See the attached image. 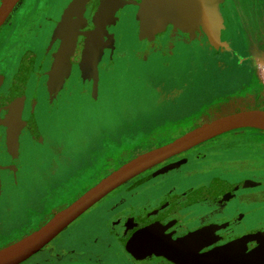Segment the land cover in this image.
<instances>
[{"label": "flooded vegetation", "instance_id": "flooded-vegetation-1", "mask_svg": "<svg viewBox=\"0 0 264 264\" xmlns=\"http://www.w3.org/2000/svg\"><path fill=\"white\" fill-rule=\"evenodd\" d=\"M102 1L88 0L82 8L77 9L71 15L68 12L71 4L65 3L63 7L66 9L65 19L69 27L75 22L77 36L71 63L64 68L62 76L56 81L53 82L51 76L53 64L66 33H63L61 39L54 41L52 48H48L42 53L39 52V48L35 50L34 45V42L39 44L41 41L42 34L45 32L42 28L46 25L48 28L53 19L50 17L49 11L44 15L43 23H37L32 32H29L28 28L25 30L23 28L24 31L20 30L17 33L18 40H24L23 48L21 47L22 49L19 48L16 51L18 62L23 52L30 54L34 52V56L33 54L31 56L30 54L24 55L21 64L23 72L18 74L19 77H16L18 62H14L16 72H11L6 68V64L4 65L7 61H11L15 54L12 55L14 51L7 56L0 57V78H2L0 80L1 194L4 187L12 185L1 184L2 182H11L17 179L21 136L24 133H31L36 139L41 138L33 118L36 101L30 96L24 100V87L26 88V85L14 87L12 80H19L22 84L28 80L25 72L31 64V58L30 71L34 68H41L45 71V88H51L53 91L56 90L54 86L58 85L57 82L61 79V81L64 80L66 69L78 68L83 72L80 68V62L81 60L83 64L85 62L89 35L95 31L99 22L98 14ZM126 1L117 0L110 12L101 37L103 51L91 69L93 71H96V67L97 70L100 69L102 61L108 62L113 58L114 48L109 38L112 29L111 23L118 16V7L116 8V6H120ZM140 2L141 0H139ZM67 5L69 6L67 7ZM225 7L230 9L229 4H221L222 15ZM23 10L17 17L19 23L26 20L23 18L26 13ZM61 16L55 18L56 23L59 22ZM239 24L241 22L235 21L236 34L242 39L241 46L246 55L245 60L248 68L246 76L237 87L216 96L215 93L204 94L206 98L202 97L203 91L199 90L194 96L186 98L181 103L182 109L178 105L162 107L154 111L153 116L145 119L147 121L143 124L144 126L133 128L139 134L129 133V136L134 137L125 145V148L119 149L110 135L103 134V139L101 137V139L96 140L99 142L97 144L99 149L96 150L99 158L94 159V162L90 160V163H86V161L76 163L72 161L69 153H62L63 151H60L62 146L58 145L52 151L56 157L52 159L51 167L39 172V184L47 185L43 191H40L45 196L48 195L45 197L47 203L43 206L31 203V208L26 209L24 214V226L29 221L40 222L45 219L58 210L60 206L70 203L74 197L137 155L169 143L219 115L242 107H250L254 99L257 100V103L264 105V86L259 81L261 75L257 51L251 47V37L242 36ZM3 27L1 26L0 31L4 29ZM139 27L140 23L136 21L137 32H139ZM173 27L170 24L165 31L155 34L154 41L151 40V36L145 38L137 36L140 44L138 48L143 49L141 53L149 51L170 52V44H167L170 37L168 31ZM177 32L178 36L190 35L180 29ZM10 36L11 33H8L7 37ZM7 37L0 40V46ZM27 39L31 40L27 41ZM29 43L33 44L34 48ZM198 44L200 46L205 44L210 50L212 48L204 36H201ZM219 51L221 50L219 49L215 53H219ZM12 76L14 78H11ZM259 86H263V89ZM251 88L253 99L251 98ZM195 95L196 100L199 98L196 103L199 105L190 111L189 107L192 105ZM49 97L51 100L55 98V95L52 96L49 93ZM23 101L24 104L25 101L27 104L23 105ZM239 133L235 131L226 132L202 142L147 170L112 191L82 216L88 215L90 210L95 209L104 201L112 204L119 201L125 202L132 195L134 198L136 197V201L118 208L115 207L114 212L102 219L101 226L106 231L107 236L100 240L95 238L94 242H101L105 249L111 250L118 264H264V151L261 149L257 151L259 146L264 148V140L256 143H254L255 141L235 143ZM139 135L141 136L138 137ZM243 146L248 149L244 148L242 156H226L231 150H238ZM118 151L119 153H116ZM211 152L215 153L214 157H208ZM112 155L115 157L110 158ZM180 159L186 160L183 164L190 162V159L203 160L205 166L193 172L195 176H200V179L188 180L187 178L192 173L181 170L183 164L154 177H149L158 169ZM235 164H240L241 168L237 169L239 167H236ZM61 165L62 167H60ZM60 169L62 173H60ZM167 176L168 178H166ZM8 178L11 180L9 181ZM259 210H261L259 212L261 216L251 221V213L256 214ZM7 212H10L8 207ZM10 213L14 218L15 214ZM11 219L7 228L3 225V217L0 216V231H6L7 234L4 235H9V237L13 235L14 237V232L20 229V223L12 227L14 221L11 222ZM32 228L34 227H23L19 230L20 235L16 236L26 235L30 233ZM213 254L215 255L213 256ZM69 255L73 256L74 254ZM90 256L91 262L107 264L99 253Z\"/></svg>", "mask_w": 264, "mask_h": 264}, {"label": "rangeland", "instance_id": "rangeland-1", "mask_svg": "<svg viewBox=\"0 0 264 264\" xmlns=\"http://www.w3.org/2000/svg\"><path fill=\"white\" fill-rule=\"evenodd\" d=\"M73 1L48 0L46 3V0H21L2 25L4 29L0 31V40L11 33V36L7 37L0 46V57L7 56L13 51L12 55L15 53L11 61L4 63L7 69L16 72L14 63L18 62L16 51L23 46L24 42L23 39L18 40V31L28 28V31L32 32L37 23H43L44 15L49 11L50 17L53 19L48 28H46L47 25L42 28L45 32L42 34L41 41L39 44L34 42V45L35 50L39 48L41 53L52 48L54 41L61 39L69 27L65 19L66 9L63 7L65 3L68 2L70 5ZM1 2L2 0H0V4ZM138 3L139 0H127L124 4L116 6V8L118 7V16L111 23L112 29L109 37L114 48L113 58L108 62L102 61L99 70L96 67V71L86 69L84 71L81 60L80 68L83 72L78 68L66 69L64 80L58 81V85L54 86L56 90L53 91L51 88H45V71L41 68H34L30 71L31 58V64L25 72L28 80L23 84L19 80H12L14 87L26 85L25 91L23 90L24 100L30 96L36 101L33 118L41 138L36 139L31 133H24L21 136L17 179L1 183L12 184L4 187L3 193H0V213H2L0 216L3 217V225L7 228L12 217L11 222L14 221L12 227L19 223L20 229L34 227L31 229V233L83 193L74 197L70 203L60 206L58 210L40 222L33 220L26 222L27 225L24 226V214L26 209L31 208L30 204L35 203L43 206L47 203L45 197L48 195L45 196L40 192L47 185L39 184V172L51 167L52 159L56 157L52 151L58 145L62 146V150L60 149L61 152L63 151L62 153H69L72 161L78 163L81 162L79 161L81 156L90 154L93 140L101 139L103 134L111 136L125 130L128 131L129 124L134 118L147 119L150 114L162 107L179 105L182 109L181 103L186 98L194 96L199 90L203 91L202 97L206 98L204 94L215 93L216 96L237 87L246 76L248 66L245 60L246 55L241 46L242 39L236 34L235 21L241 22L239 28L242 36L251 37V47L257 51L261 75L259 81L264 86V0H222L221 4H229L230 9L227 7L223 9L225 23L221 30L220 42L217 45L209 40L201 27L195 29L194 32L192 29L188 31L180 29L182 32L190 34L189 36H178L179 28L173 27L168 31L170 37L167 44H170V52L149 51L143 54L141 53L143 49L138 48L140 44L137 36L139 38L149 36L145 35V31L143 34L141 27H139V32L136 31V21L140 23ZM22 10L26 12L23 17L26 20L19 23L17 17ZM59 16L61 19L56 23L55 18ZM23 28L24 30H22ZM201 36L207 38V42L214 50L212 48L210 50L205 44L201 46L198 44ZM151 37L152 41L156 38L155 36ZM30 40L27 39V41ZM15 43H17L16 46ZM30 45L33 47V44ZM219 49L221 51L215 53ZM25 54L30 53L23 52L20 55L16 77H19L18 74L23 72L21 64ZM31 54L34 56V52ZM263 86H259V88L263 89ZM49 93L52 96L55 95V98L50 100ZM252 94L251 88V98L253 99ZM197 101L199 98L196 100L195 95L193 103L189 107L190 111L198 107ZM25 104H27L26 101ZM25 104L23 101V105ZM250 109H264V105L257 103V100L254 99L250 107H242L224 115ZM224 115H219L216 118ZM234 131L240 132L237 134L238 139L235 140V143L251 141L256 143L264 140V130L260 128L244 127L228 132ZM259 147L257 151L260 149L264 151V148ZM244 148L248 149L245 146L238 150L235 148L236 150H231L226 156L240 157L244 154ZM214 155L215 153L211 152L208 157H214ZM185 161V159H180L172 163H176L175 167H178ZM204 166L203 160L190 159V162L183 164L181 170H185L186 173L191 172V176L187 179L194 181L200 179V176H195L193 172ZM235 166L239 167L237 169L241 168L240 164H235ZM61 169L60 173H62ZM155 172L149 177L158 175H155ZM8 180L11 179L8 178ZM130 197L125 202L119 201L115 204L102 202L98 207L90 210L88 215L74 221L24 264H96L91 262L92 259H89L90 255L94 253L103 256L107 264H118L111 253L112 251L105 249L101 242L95 243L94 239H105L107 234L101 226V220L114 212L116 208L136 201L134 195ZM7 207L10 212L15 214L14 218L10 212H7ZM260 211L256 214L251 213V221L261 216ZM17 221L18 223H16ZM20 229L14 232V237L13 235L10 237L4 235L7 234L6 231H0V248L24 237L25 235L16 236L20 235ZM71 253L74 255H69Z\"/></svg>", "mask_w": 264, "mask_h": 264}, {"label": "water", "instance_id": "water-1", "mask_svg": "<svg viewBox=\"0 0 264 264\" xmlns=\"http://www.w3.org/2000/svg\"><path fill=\"white\" fill-rule=\"evenodd\" d=\"M87 1L74 0L68 9L70 15L75 13L77 9L82 8ZM116 1L103 0L101 3L98 14L99 22L95 31L89 35L83 64L84 71L91 70L102 54L101 37L104 33L105 23ZM221 1L141 0L139 5L141 30L142 32L145 31L147 36H154L165 31L170 24L185 31L192 29L193 32L201 27L209 40L217 45L220 42L221 30L224 27ZM20 2L21 0H2L0 4V28ZM76 36V24L73 22L68 27L63 42L55 55L51 75L53 82L62 76L64 68L71 63ZM244 127H255L264 130V109L242 110L220 116L186 132L169 143L137 155L103 177L70 204L60 209L38 229L0 248V264H22L46 247L95 204L126 182L202 142L228 131ZM175 166H177L176 163L168 164L154 174L163 173ZM213 259L215 258L213 257Z\"/></svg>", "mask_w": 264, "mask_h": 264}, {"label": "crops", "instance_id": "crops-1", "mask_svg": "<svg viewBox=\"0 0 264 264\" xmlns=\"http://www.w3.org/2000/svg\"><path fill=\"white\" fill-rule=\"evenodd\" d=\"M156 113V112H155ZM151 116H153L152 114H150L148 117H151ZM147 120H145V119H142V118H140V117H137V118H134L133 119V121L129 124L130 126H129V128H128V131H124V132H122V133H119V134H117V135H111L110 136V138L112 139V141L113 142H116V144H117V146H119V149L120 148H125L126 146V144H128L130 141H131V138L132 137H134V136H129V133H133V132H135L134 134H139L136 130L134 131V129L133 128H140V127H142V126H144L143 124L146 122ZM140 122H142L141 124H140ZM204 124V123H203ZM200 126V125H199ZM198 127V126H197ZM196 128V127H195ZM194 129V128H193ZM126 133H128V134H126ZM141 135H139L138 137H140ZM97 140V139H96ZM96 140H93V144H92V150H91V152H90V154H87V155H83V156H81V158L79 159V161H81V163H83L84 161H86V163H90L89 161L90 160H97L98 158H99V155H97V152H96V150H98L99 149V146L97 145V144H99V142L98 141H96ZM116 153H119V151L118 152H116ZM114 155H116L115 153H114ZM114 155H112V156H110V158H113V157H115ZM109 156V155H108ZM108 156H103V157H105V158H109ZM86 159V160H85ZM94 162V161H93ZM33 205H36L35 203H33Z\"/></svg>", "mask_w": 264, "mask_h": 264}, {"label": "trees", "instance_id": "trees-1", "mask_svg": "<svg viewBox=\"0 0 264 264\" xmlns=\"http://www.w3.org/2000/svg\"><path fill=\"white\" fill-rule=\"evenodd\" d=\"M29 260H26L25 262H28ZM25 262H23L22 264H24Z\"/></svg>", "mask_w": 264, "mask_h": 264}]
</instances>
